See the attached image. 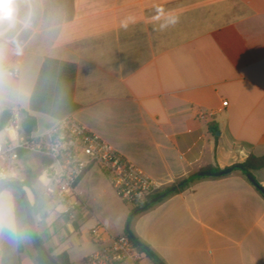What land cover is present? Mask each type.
I'll return each instance as SVG.
<instances>
[{
    "label": "crops",
    "instance_id": "crops-1",
    "mask_svg": "<svg viewBox=\"0 0 264 264\" xmlns=\"http://www.w3.org/2000/svg\"><path fill=\"white\" fill-rule=\"evenodd\" d=\"M4 112L33 116L32 135L72 116L161 189L264 157V0H0ZM22 163L30 169L28 155ZM99 173L92 166L78 183V232L88 219L99 221L88 196ZM250 173L264 189V168ZM25 190L45 247L84 264L93 251L72 261L62 242L78 232L48 202L44 185ZM124 232L118 224L109 233ZM132 232L165 264H264V197L240 170L199 177L139 213ZM34 253L27 245L19 260L6 188L0 264H36Z\"/></svg>",
    "mask_w": 264,
    "mask_h": 264
},
{
    "label": "built area",
    "instance_id": "built-area-1",
    "mask_svg": "<svg viewBox=\"0 0 264 264\" xmlns=\"http://www.w3.org/2000/svg\"><path fill=\"white\" fill-rule=\"evenodd\" d=\"M17 74V70L9 72L13 77ZM227 103L223 102V105L227 106ZM207 115L203 111L198 113L200 119ZM22 120L11 113L1 130L4 137L0 141V182L23 181V158L29 153L37 154L41 158L40 177L44 180L48 202L73 225L84 209L77 186L92 166L110 178L122 201L132 207L161 189L139 166L72 116L58 120L39 135L25 134ZM89 239L97 250L84 258V264H145V259H149L148 255L139 252L129 236L111 235L100 221L89 229Z\"/></svg>",
    "mask_w": 264,
    "mask_h": 264
},
{
    "label": "trees",
    "instance_id": "trees-1",
    "mask_svg": "<svg viewBox=\"0 0 264 264\" xmlns=\"http://www.w3.org/2000/svg\"><path fill=\"white\" fill-rule=\"evenodd\" d=\"M10 116H11V113L10 112H4L2 114V116L0 117V131L8 123V121L10 119ZM36 125H37V122H36V119L33 116H31V115H29L27 113L23 114L22 130H23V132L25 134H28V135L31 134L35 130ZM209 131H210V133L212 135H215L217 133L218 129H217V127L215 125L211 124V125H209ZM238 165L241 166V167H243L244 169H246L249 172L257 171V170H260V169H263L264 168V157H256L254 155H250L244 163L238 164ZM212 170H213V168H207V169H205V171H212ZM40 175H41V169L38 170V171H32L30 169H26L23 172V177H24L23 178V181H21V182L20 181H2V182H0V189L2 187H4L5 185L14 183V184L19 185L22 188L23 193L26 196L25 189L27 188V189L32 190L35 181L40 177ZM181 181H183V180H180L179 182H181ZM190 182H188L185 185H183L177 192L172 193L171 195H174V194H177V193L183 191L189 185ZM166 189H168V188H164V189H161V190L155 192L154 194L150 195L144 202L139 203V204L133 206L131 212L133 210L138 209L139 207L143 206L145 203H147L148 201L152 200L156 196L160 195ZM8 190L11 191L12 198H13V210H14L15 223H16V238H17V249H18V253H19V260L21 258V255L24 252H26L27 245H31L32 248H33V250H34V252H35L32 257H33V259H34V261H35L36 264H54L36 246V244H35V242H34V240L32 238L31 231H30V227H29L28 221L26 219V213H25V210H24V205H23V202H22L20 193L17 190L13 189V188H8ZM258 191L264 197V191H260V190H258ZM171 195H169V196H171ZM163 200L164 199H162L159 202L151 205L147 210L151 209L156 204L161 203ZM27 201H28V199H27ZM28 207H29V211H30V215H31L32 224H33V227H34V230H35L34 220H33V213H34L35 208H34V206L30 205L29 201H28ZM37 208H38L37 211H40L41 212L42 211V208H43V205L39 204V206ZM74 227H75V230L78 232V229H79L78 225L77 224H74ZM124 234L128 236V234L126 233V231L124 232ZM37 237H38L41 245L43 246V248L53 258V260L55 261V264H71L70 263V259H69V255H68L67 252H62L59 255H53V251L50 250V249H47L45 247L42 239L38 235H37ZM137 248H138V250H139L140 253L146 254L143 249L139 248L138 246H137ZM146 256H147V254H146ZM147 257L149 258V256H147ZM150 261L153 264H155L151 259H150Z\"/></svg>",
    "mask_w": 264,
    "mask_h": 264
},
{
    "label": "rangeland",
    "instance_id": "rangeland-1",
    "mask_svg": "<svg viewBox=\"0 0 264 264\" xmlns=\"http://www.w3.org/2000/svg\"><path fill=\"white\" fill-rule=\"evenodd\" d=\"M2 136V134H0ZM41 158L35 153L28 154V167L32 170H40ZM96 183L94 186H89L88 196L90 197V205L97 213V219L111 232L118 224L126 226L128 216L131 213L132 206L125 204L114 187L111 184L110 178L100 170V173L95 177ZM38 188H43V178H38L35 181ZM28 195L30 191L25 190ZM95 199V203L92 200ZM53 205L49 206L50 208ZM54 207V206H53ZM139 214L136 215L130 222V229L136 231ZM82 223V220L79 221ZM95 223V220L88 219L85 224H81V231L75 234L68 235L62 242V245H68L71 248V259H80L85 253L95 252L97 247L89 240L88 244L80 242V234L85 229H89ZM65 234V233H64ZM83 235V234H82ZM62 247V246H61ZM90 249V250H89ZM89 250V251H88ZM91 252V253H93ZM89 255V254H88Z\"/></svg>",
    "mask_w": 264,
    "mask_h": 264
},
{
    "label": "water",
    "instance_id": "water-1",
    "mask_svg": "<svg viewBox=\"0 0 264 264\" xmlns=\"http://www.w3.org/2000/svg\"><path fill=\"white\" fill-rule=\"evenodd\" d=\"M217 135H219L217 133ZM233 170H240L245 177L260 191H264L263 188L255 181V179L253 178V176L251 175V173L249 171H247L246 169H244L243 167L239 166V165H235L223 170H219V171H203V172H199L189 178H186L185 180L169 187L168 189H166L164 192H162L160 195L156 196L155 198H153L152 200L148 201L147 203H145L143 206L139 207L138 209L133 210L130 215L128 216V220L126 222V226H125V231L128 234V236L133 240V242L141 249H143L145 251V253L149 256V258L155 263V264H164L157 256L156 254L149 249L146 245H144L143 243H141L136 236L133 234L132 230L130 229V222L131 219L136 216L138 213L143 212L145 210H147L151 205L159 202L162 199L167 198L169 195H171L172 193L177 192L183 185H185L186 183L190 182L191 180L195 179V178H199V177H221V176H225L229 173H231ZM6 188H13L15 190H17L20 195H21V199L24 205V210L26 213V219L28 221V225L30 227V231H31V235L32 238L36 244V246L43 252L44 255H46L48 257V259L55 264V261L53 260V258L47 253V251L43 248V246L41 245L37 234L34 230L33 224H32V220H31V215H30V211H29V207H28V201H27V197L25 196V194L23 193L22 188L14 183L5 185L4 187H2L0 189V192Z\"/></svg>",
    "mask_w": 264,
    "mask_h": 264
},
{
    "label": "clouds",
    "instance_id": "clouds-1",
    "mask_svg": "<svg viewBox=\"0 0 264 264\" xmlns=\"http://www.w3.org/2000/svg\"><path fill=\"white\" fill-rule=\"evenodd\" d=\"M171 22L176 23L177 22L176 18H173ZM124 27H127V24H124Z\"/></svg>",
    "mask_w": 264,
    "mask_h": 264
}]
</instances>
